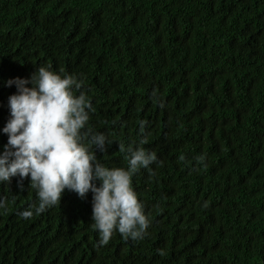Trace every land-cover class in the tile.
Segmentation results:
<instances>
[{
  "label": "trees",
  "instance_id": "16d2710c",
  "mask_svg": "<svg viewBox=\"0 0 264 264\" xmlns=\"http://www.w3.org/2000/svg\"><path fill=\"white\" fill-rule=\"evenodd\" d=\"M40 67L83 81L104 166L147 138L157 160L131 186L150 223L98 246L91 192L22 219L38 199L12 177L0 264H264V0H0V128L4 81Z\"/></svg>",
  "mask_w": 264,
  "mask_h": 264
},
{
  "label": "clouds",
  "instance_id": "9594fccd",
  "mask_svg": "<svg viewBox=\"0 0 264 264\" xmlns=\"http://www.w3.org/2000/svg\"><path fill=\"white\" fill-rule=\"evenodd\" d=\"M13 85L16 92L7 100L9 118L0 128V133L7 135L0 151V183L18 176V186L22 187L21 181L27 177L38 199V204L30 205L19 216L30 219L45 212L60 202L66 189L81 199L91 192V219L99 233L98 246L106 245L114 231L125 240L143 239L150 221L131 180L137 171L148 169L157 160L155 152L143 147L147 138L118 145L126 154V169L106 167L95 150L106 152L112 141L103 133L85 130L92 105L80 91L82 80L40 67L26 79L4 81L5 87ZM6 205L0 197V209Z\"/></svg>",
  "mask_w": 264,
  "mask_h": 264
},
{
  "label": "bare ground",
  "instance_id": "6f19581e",
  "mask_svg": "<svg viewBox=\"0 0 264 264\" xmlns=\"http://www.w3.org/2000/svg\"><path fill=\"white\" fill-rule=\"evenodd\" d=\"M180 111V110H179ZM225 141V140H224ZM189 152V151H188ZM167 164V163H166ZM244 165V164H243Z\"/></svg>",
  "mask_w": 264,
  "mask_h": 264
}]
</instances>
